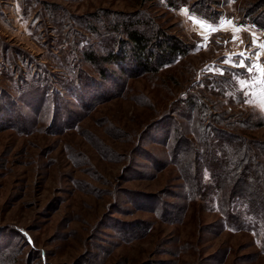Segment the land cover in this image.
<instances>
[{"label": "rangeland", "instance_id": "374dc122", "mask_svg": "<svg viewBox=\"0 0 264 264\" xmlns=\"http://www.w3.org/2000/svg\"><path fill=\"white\" fill-rule=\"evenodd\" d=\"M128 21L181 54L142 70ZM260 45L264 0H0V264H264L188 187L208 126L264 142Z\"/></svg>", "mask_w": 264, "mask_h": 264}, {"label": "trees", "instance_id": "16d2710c", "mask_svg": "<svg viewBox=\"0 0 264 264\" xmlns=\"http://www.w3.org/2000/svg\"><path fill=\"white\" fill-rule=\"evenodd\" d=\"M125 24L121 23L122 29L127 26L121 35L130 40L125 45L132 44L134 52L141 57L142 70H151V67L158 70L156 66L170 62L171 57H175L177 53L181 54L178 49L173 51L175 45L166 41H157L156 49L151 50L150 34L143 29L145 24L142 22L140 26V21H136L138 29H134L132 21ZM123 53L127 51L123 50L118 55L112 53L109 55L110 59L90 54L88 60L102 78H107L108 70H105L103 61L109 60L108 65L119 64L121 59L119 55ZM154 63L156 66H153ZM199 106L192 104V109L196 110ZM208 127L206 132L209 135L203 142L205 147H196L193 151V165L190 164V168L196 171L200 168L197 166H203L209 174L211 183H204V180L200 179V184L196 182L194 185L189 184L190 195L196 196L200 194L201 189L206 190L213 184L218 207L223 210L222 213L226 214L228 220H236L234 226L250 223L253 229L261 231L264 235V142L259 139L251 140L239 134L231 136L225 132L220 135L219 133L223 132L221 129ZM237 140L239 143L236 142Z\"/></svg>", "mask_w": 264, "mask_h": 264}, {"label": "snow or ice", "instance_id": "6c2138e0", "mask_svg": "<svg viewBox=\"0 0 264 264\" xmlns=\"http://www.w3.org/2000/svg\"><path fill=\"white\" fill-rule=\"evenodd\" d=\"M253 44L255 45V41H253ZM260 47L264 48V45H260ZM239 55L242 57L240 63H239L238 65H233V66H234V67H245L246 70H247L249 73H251V72L253 71V69H254L256 66H255V65H253V66H246V65L244 64V60H245V59H248V57L244 56L243 53H240ZM256 55H257V57H258V56H259V53H257ZM226 62H227V61H226ZM261 72H262V74H264V69H261ZM221 74H223V71H222V70H221ZM29 242L31 243V241H29Z\"/></svg>", "mask_w": 264, "mask_h": 264}]
</instances>
